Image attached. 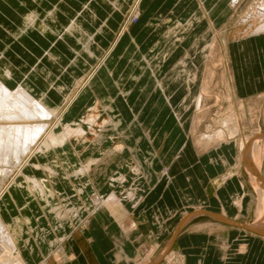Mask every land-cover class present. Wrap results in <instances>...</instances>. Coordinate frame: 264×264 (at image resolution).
<instances>
[{"label":"crops","instance_id":"obj_1","mask_svg":"<svg viewBox=\"0 0 264 264\" xmlns=\"http://www.w3.org/2000/svg\"><path fill=\"white\" fill-rule=\"evenodd\" d=\"M83 5L84 0H0V71H10L11 77L9 79L11 83L13 81L12 76L21 77L22 82L29 83L37 94L47 96L51 103L58 104L62 102V104H66V99L68 100V97L70 98L75 91L82 87L88 75L99 65L101 61L99 59H102L107 52H111L112 54L110 53L108 60L106 59L102 64L104 66L102 74L105 70L107 74L113 71L110 67L116 63L114 72L120 74L118 75L122 80L121 87L129 92L125 99L121 96L118 85L115 84L114 76L110 77L105 74L104 77H98L101 74L99 72L87 85L89 88L86 92L87 95L77 99L76 105H72L71 113L65 116L67 120L77 118L87 106L103 103L111 104L122 121L121 127L114 131V134L112 131H105L103 134L107 137L100 143H93L94 136L87 133L90 139L83 142L84 146L88 143L83 152L89 153V156L84 159L83 163L85 164L91 158L98 159L97 162L87 166L93 172L90 176H86L85 171L81 174L80 172L76 173V168L79 170L80 167L75 161L70 162V160H62V158L59 160L64 167L63 170L61 168L59 174V183L68 184L70 179L76 184L79 183L82 187L83 184H86L83 191L77 194L80 195L78 199L83 204V217L89 215L90 218L92 217L89 227L82 229L86 243L85 252L79 248L75 240H72L76 253L73 264H259L256 254L249 255L247 253V255L245 253L247 247L248 251L252 253L256 248H259V243H262V246L264 245V187L248 173L244 164L246 159L244 158L243 149L249 145L251 146L255 140L252 141L251 139L250 142L246 143L248 146L246 144L242 148L238 146L243 151L241 154L242 160L237 161L235 166L236 172L240 170L246 175L247 182L250 185L249 196L259 205L256 208L253 221L245 222L237 218H231L228 216L225 207H221L219 210L198 208L184 212L177 217L173 214L169 218L170 213L168 210L176 211L175 208L179 206L178 179L180 175H183H181L182 181L190 187L195 182L194 175L197 162L199 164L197 169L203 173V176L204 174L208 176L211 166H214L212 148L225 142L214 144L209 148L203 145L204 150L201 153L199 149L201 146L197 147L189 143L185 145L183 143L184 146L179 144V139L183 133L179 124H177L175 114L172 110H169L168 104H174L173 93L170 98L165 99L164 93L161 91V84L163 83L165 86L161 78L162 71L157 68L156 63V65L151 64L153 60L149 58L150 54L147 51H138V60L135 57H130L132 51L135 52L134 48H131L132 44H137L131 33L123 30L115 35L113 33L114 27L108 23V19L97 21V12L91 9L92 2L86 4L88 8L90 7V10L85 12L87 15L82 12ZM114 5L117 6L118 2ZM145 6L162 7V9L171 8L173 16L176 12L179 13V15L170 16V18L161 16L162 20L160 22L162 24L168 21L172 23L183 21L191 14L196 18L197 14L195 12L199 11L198 9L207 8L206 11L200 10L203 17L201 13V16L197 17L200 20L198 25H203L204 22L210 25L215 23L214 19L217 17L216 15L212 16L215 9L226 7L227 0H143L140 7ZM187 8L197 10L187 11L188 13L185 10L180 11V9ZM210 9H214V11ZM160 13L163 15V12ZM31 16L36 17V20L29 26L27 23L28 18ZM168 18L169 20H167ZM84 19H90V22L87 20L86 23ZM72 20H76L79 24L77 26L80 28L72 33L63 32L60 34ZM196 28L198 27L188 30L184 38L196 39L197 36L194 33ZM106 29L107 36L112 42L98 57L92 50L93 44L98 39L99 34L104 33ZM59 34L62 39H60ZM206 35L204 34L202 38L204 39ZM249 37L250 44L248 48L251 50V60L247 70L252 71V76L237 78L235 72H232V85L234 94H238L240 97L252 95L247 99L250 102L256 101L259 103L257 97H262L258 104L261 105L264 101V97L259 96V89L264 88V28H260L256 32L254 30ZM67 40L75 50L71 47L72 51L67 49ZM87 40L90 43L85 48L84 41ZM242 47H244L243 44ZM131 49L132 51L129 53ZM82 52H85L92 59L96 57L95 63L89 68L86 76H81L69 82L67 79V70L69 69L67 56L76 54V56L81 57ZM50 56L55 57L58 63L51 64ZM71 59H74V57ZM126 59L128 62L133 60L138 62L140 68L137 79L131 76V73L134 72L118 71V65L124 64ZM74 65L76 66V64ZM70 66H73V64H70ZM85 66L87 67V65ZM188 81H186L187 85H190ZM55 86L62 87V89L58 90ZM55 89L57 92L54 91ZM244 89H250V91H246V93ZM104 94L106 98H104ZM64 98L65 100H63ZM191 100L192 96L188 92L186 96L182 97L181 105L187 108L186 103H190ZM126 109L127 111H125ZM130 119L133 122H127L128 126H125L126 121ZM135 121H138L139 126H135ZM144 129H148L146 132L153 138L151 142L146 138ZM109 133H112V135L118 134L121 141L131 151L126 148L125 153H118L112 160L101 162L100 160L105 157V153L115 144H109ZM260 134L264 135L262 132ZM130 137L138 138L130 143ZM69 143L67 142L59 148L60 151H63V148L65 149V158L72 151ZM76 143L82 144L80 141H76ZM261 144L263 145L259 149L255 148V142L253 143L247 155V163L264 179L262 172L264 143ZM220 147L215 150L217 151ZM152 151L158 154H150L149 152ZM131 152L136 155L142 170L137 177H134L129 168L126 167V164L131 162ZM185 152L188 155L186 165L183 167L181 153L184 154ZM100 156L101 158H99ZM219 157L222 158L221 168L223 167V172L230 155L220 156L219 154ZM162 158H165L167 163L169 162L168 168L170 169L171 178L166 182L162 181L157 173L154 174L156 168L163 164ZM69 163L74 165H69ZM118 173L123 176L122 182L115 180L107 183L110 180L108 175H117ZM220 173L216 170L212 172L210 177L206 178L207 182L217 184L216 189H218L221 199L225 201L224 203L232 199L235 192H239L238 190L243 191L240 196L241 203H239L241 209L242 199L245 196L243 183L239 181V186H237V181L234 178L228 179L233 176L234 172H228L222 174V176ZM219 179L223 180L219 182ZM253 182L258 183L255 190L253 189ZM95 184L97 186L101 184L109 185L96 187ZM132 184H135L136 188L128 196L127 193ZM234 185L236 188H233ZM234 189H236L235 192ZM111 194L119 202L116 205H111L113 206L112 210H94L91 201L95 197L106 200ZM174 204L176 206L172 209ZM86 205L89 206L90 210L86 209ZM260 209H263V211ZM210 213L218 214L237 223L253 226L258 232L217 221L209 215ZM174 217H176V220L171 221ZM126 220L130 221V225L122 228L120 224ZM232 230H238L241 233ZM242 232L249 234V237H251L244 241V245H242V239H239ZM254 237L261 240L253 239ZM242 247L246 249L244 252L241 251Z\"/></svg>","mask_w":264,"mask_h":264},{"label":"rangeland","instance_id":"obj_2","mask_svg":"<svg viewBox=\"0 0 264 264\" xmlns=\"http://www.w3.org/2000/svg\"><path fill=\"white\" fill-rule=\"evenodd\" d=\"M89 2H92L93 4V6H91V9L98 12V22H100L101 20L108 19V23H110V25L114 27L112 28L114 30L113 33H115V35L124 30L125 32L131 33V35L136 39L137 44L132 42L134 44H132L131 47L134 48L135 52L132 51V49L129 50V53L132 51L130 57H135V59L138 60V51H147V53L150 54L149 58L153 60L151 64H157V68L162 71L161 78L168 89L162 83L160 86L161 91L164 93L165 99L170 98L173 93L174 104H168V106L170 107L169 110H172L175 114V118L178 119H176L177 124H179L183 133V135L179 139V144L183 145L184 143L185 145L189 143L190 145H196L197 147H200L198 143L199 141L203 140L202 137H204L205 135H210L209 133H221V136H223V139L225 140L222 142L225 143L219 145L221 147L217 151L215 149H217V147L219 146H215L212 148V152H214L212 158V160L214 161V166H211L209 170L210 173H208V176L210 177V174L215 170L216 172L220 171V175L226 174L228 172H234L232 174L233 176L229 177L228 179L234 178L235 181H237V186H239V181L243 183L245 196L242 199V206L240 209V196L243 194V191L238 190L239 192L236 193V189H234L235 194L233 195L232 199H229L228 201H226V203H224L225 201L221 199V195L219 194L218 189H216L217 184L207 182L206 178H208V176H206L205 174L203 176V173L197 169V166L199 164H197L196 162L194 175L195 182L190 187L182 181L183 175H180L178 179V195L180 198L178 202L179 206L175 208L176 211L169 209L168 211L170 214L168 217L171 218L173 214H175L177 217L178 215L180 216L184 212H188L190 210L198 208L219 210L221 209V207H225L229 217L237 218L245 222L253 221L255 217L256 208L259 205L254 199L249 196L248 190H250V185L247 182L246 175L240 170L236 172L235 166L237 161L242 160L241 154L244 151V149L243 151L239 149V141H245V139L249 137L248 139H252V141L255 140V148L260 149L262 147L261 145H263L261 143H263L264 140L262 139V137H260V132L264 133V101L261 105H258L262 97H257L259 101V103H257L256 101L250 102L249 100H247L252 95L240 97L238 94H234V89L232 85V72H235L237 78H242L244 76H252V71L247 70L249 69L248 65L250 64L251 60V50L248 48L250 42L248 38H250L249 36H251L254 30L256 32L260 28L264 27V21H262V16L260 15L264 14V0H227L226 7L215 9V12L212 14V16L216 15L217 17L215 16V23H211L210 25L205 22L203 25H198L200 20H198L197 17H200L201 15L203 17V14L200 10L206 11L207 8L198 9L199 11L195 12L197 14L196 18H194V15L191 14L190 17L183 21L180 20L174 23L168 21L167 23L162 24L160 22L162 20L161 16L169 18L170 16H173V11L171 8L162 9V7L156 6L139 7L136 10V13H134V15L132 16V18L128 20L136 4V0H84V5L82 8V12L84 14L87 10H90V7L88 8L86 5ZM114 2H118V5H114ZM181 10H185V12L188 13L197 9L187 8L180 9V11ZM210 10L214 11V9ZM160 12H163V15H161ZM177 15H179L178 12H176L175 16ZM169 18L167 20H169ZM87 20L88 22H90V19H84V22L87 23ZM194 27H198L194 30V33L197 36L196 39L192 40L184 38L186 32L188 30H192ZM206 33L208 34L206 35ZM204 34L206 35V37L203 39L202 36ZM107 35L108 34L106 29V31L104 30V33L99 34L98 39L93 44L95 46H93L92 50H95L94 52L98 57L101 56V54L104 52V49H106L107 46H109V43L112 42ZM242 44L244 45V47H242ZM82 53V56L79 58L80 61L83 62V66L78 65V63L76 66H70L71 58L73 57V55L69 54L67 56V64H69V69L67 70V79L69 82L74 81L75 79H78L81 76H86L89 68L95 63L96 57L92 59L91 57L87 56L85 52ZM172 54H174V56H172ZM100 60L101 58L99 59V61ZM136 60L128 62L126 59L124 61V64L118 65V71L125 70L126 73L134 72L136 75L134 73H131V76L137 79V74L139 72L140 67ZM115 64L116 63L111 65L110 68L113 69V71L108 73L109 75L105 70L106 73L104 72V74H102L101 72L98 77H104L105 74L110 77L114 76L115 84L119 85L118 87L121 96L129 95V92L121 87L122 80L120 79V74L114 72V70L116 69V66H114ZM85 65H87L86 68ZM231 68L235 71H231ZM89 75H91V73ZM194 76H196L195 80ZM88 78L86 79L84 84L87 82ZM185 80H189L191 82V85H187V82ZM175 85H177V87H175ZM244 90L245 92L250 91V89ZM259 90V96L262 95L264 97V88ZM123 91H126L127 93L123 94ZM188 92L190 93V96H192V100L190 103H186L187 108H183V106L181 105V100L182 97L186 96ZM76 93L77 92L75 91L74 94ZM200 93L203 94L202 98H200L201 103L197 104L198 98L200 97ZM104 98H106L105 94ZM61 105L62 106L60 107V109L63 108V106H65L66 104ZM96 106L97 110L94 109ZM69 113H71V111L68 112L66 115H68ZM88 114L90 116L95 117L94 121L91 123L88 120L85 121V117ZM106 117L109 118V113L107 112L105 104L102 103L87 106L83 113L77 118L70 120L64 118V121L68 122L71 128H84L85 136H83L87 139L84 141L72 137V141L69 143V147L72 150L70 151L71 155L68 154L67 158H65V149L63 148V151H60V149H58L54 154L56 160H61L62 158V160L68 159L70 160V162L75 161L78 167L85 171L86 176H90V174H92L93 172L89 170L90 167H87L83 163L84 159L89 156V153L83 152V149L86 148L88 143L84 146L83 142H86L88 139H90L88 138L87 133H90L94 136L92 142L96 144L100 143L103 139H105V137H107L103 134L105 131L109 130L112 131V133L116 131L110 126V123L108 124V122L104 120V118L107 120ZM53 121V119L50 120L49 124ZM131 121L132 119L126 121L125 126H128V123ZM135 126H139L138 121H135ZM235 127H237V131ZM56 130H61V125H59ZM144 130L146 132L148 129ZM222 130L225 132H223ZM112 133H109L108 135L109 144L122 143L121 137L118 134L112 135ZM136 138L130 137V143L133 142V140ZM76 141H80V143L82 142L83 145H79V143H76ZM252 146L253 143L251 146H248L249 148H245L248 149V154ZM112 147L105 153V157L100 160L101 162H108V160H112L114 156L118 155V152H111ZM199 149L200 153L204 150L203 144ZM149 153L154 154L153 151ZM219 154L220 156H225V154L230 155V158L225 166L226 169L224 167L225 171L223 172V167L221 168L222 158L219 157ZM181 155V163L182 166L185 167L188 153H181ZM26 156V152L22 153L21 159L23 160ZM99 158H101V156ZM132 158L133 157L131 156V162L128 163L129 165L126 164V167L129 168L130 172L134 175V177H137L138 175H140V173L135 172L133 171V169L130 168L134 163V160ZM52 160L53 156L47 159L45 157V159L43 160L42 158H40V161L45 164H51ZM91 160H95V162L98 161V159L96 158L89 159V161ZM162 160L163 164H160V167L158 166L156 168L154 174L157 173L162 179V181L166 182L167 180L169 181V179L171 178L170 169L168 168L169 162L167 163V160H165V158H162ZM71 164L74 165L73 163H69V165ZM17 166L18 164L12 166L11 171H9L4 176L2 184L3 186L8 184L10 178L16 172ZM262 172L264 174V160L262 161ZM59 174V172L57 173L54 171L52 174V178H55L54 180H57L58 187H61V189H65H62L61 193H64L66 198L63 197L59 200L62 205L61 208H64L65 210L72 209V211H70L74 213L76 222L78 221L77 223H75V225L80 226L81 220L85 219L83 217V204L80 203L81 200L78 199L80 195L77 194L78 192L75 189V186H78V188H80V184H76L70 179L68 181V184L63 182L59 183ZM121 175V173H118L117 175H108V178H110V180L107 181V183H111V181L113 182L115 180L117 182H122L123 176ZM120 176L122 178H120ZM44 177L46 178L45 175ZM101 185L97 186L95 184L94 186L101 187ZM108 185L109 184H103L102 186ZM252 185L253 189L255 190L257 183L253 182ZM135 188V184H132L130 189L128 190V196L129 193L134 191ZM233 188H236L235 185ZM204 200L207 201L204 202ZM175 206L176 205L174 204L172 206V209H174ZM86 209L89 210L88 205H86ZM99 210L100 209L98 208V211ZM34 213L37 214L38 211L35 210ZM49 215L51 214L49 213ZM40 216L41 215H37V217ZM176 217H174V220L172 219L171 221H175ZM44 219L45 222L48 224L49 222L46 220V218ZM50 223L51 227H49L46 231L47 233L45 242H40L38 245L35 243L36 249L37 247L41 248L44 256L47 253L46 251L49 246V242L55 241L57 240V237H60L63 240L62 244L64 245H62L64 248L62 246L59 248L60 256L65 258V255L68 254V252L72 251L76 255L74 251V242L72 241L73 237H69L70 233L64 234V231L56 232L55 230H53L54 226L60 225V222L58 220H53ZM232 231L241 233L238 230ZM248 238H251L249 237V234H245L242 232V236L239 238L242 239V245H244V241ZM253 239L260 238L254 237ZM258 247L259 248H256L255 251H252V253L248 251V247L247 250L245 249V247H242L241 251L244 252L246 250L245 253H248L249 255L256 254L259 259V264H264V245L262 246V243H259ZM41 255L42 254L37 257V259L35 260L36 262L33 264L40 263L43 258V256ZM47 257L48 256H45V259Z\"/></svg>","mask_w":264,"mask_h":264},{"label":"bare ground","instance_id":"obj_3","mask_svg":"<svg viewBox=\"0 0 264 264\" xmlns=\"http://www.w3.org/2000/svg\"><path fill=\"white\" fill-rule=\"evenodd\" d=\"M142 2L143 0H136V4L128 20H130L134 13H136V10L140 7ZM260 15L262 16V21H264V14ZM35 20L36 17L31 16L28 18L27 24L31 26L32 23L35 22ZM77 25L79 24H77L76 20H72L66 25L63 31H61L60 29V34L63 32L72 33L75 30H78V28L80 27H78ZM60 34L59 37L60 39H62V36ZM89 43L90 42L88 40L84 41L85 48L89 45ZM66 44V47L69 51H72L71 49L75 50V48H73V45L70 44L69 40L66 41ZM89 53H91V51H89ZM110 53L111 52H107V54L104 55L99 65L91 73V76H89L87 82L83 84L79 91H76V94L70 96V98L68 97V100L66 99V105L61 109L60 107L62 106V102L53 104L47 96H44V94H37L35 90L32 89L33 87L29 85V83L22 82L21 77L17 78L12 76L13 81L11 80V83L9 79L11 77L10 71H0V264L35 263V260L40 256V254H42L41 256H43L42 249L39 247H37L36 249L35 245H38L40 242H45L47 233L46 231L49 227H51L50 222H52L53 220H58L60 222V225L54 226L53 230H55L56 232L64 231V234L70 233L69 237H73V240L76 241L79 248H81L83 252H85L86 243L84 240L82 229L85 227H89L92 217L90 218V215L88 217H84L85 219L81 220L80 226H76L75 223H77L78 221L76 222L74 213L71 212L72 209L65 210L64 208H61L62 205L59 200L60 198L66 197L64 193H61L62 189L61 187L57 186V180H54L55 178H52V174L54 171L57 173H61V168L63 170L64 167L62 166L61 162L59 164V160H56L54 154L68 141L71 142L72 137L84 141L87 139L86 137H84V128H71L70 124L64 121V118L66 114L71 111L72 105L76 104V100L86 95L87 90H89L87 85L94 76L98 75L99 72H102L104 68L102 64L110 56ZM73 57L74 59H71V64H73V66L74 64L77 65V63L81 66L84 65L83 62L80 61L79 56H76L75 54ZM49 59L51 60V64L54 62L58 63L55 57L50 56ZM195 79L196 78L194 76V80ZM188 82L191 83L190 81ZM55 87L56 89L58 88V90L62 89V87ZM56 89L54 90L55 92H57ZM126 93V91H123V94ZM202 95L203 94L200 93L197 104L201 103L200 98H202ZM127 96L128 95L122 97H125L126 99ZM63 100H65V98ZM105 107L107 109V112L109 113V118L106 117L107 120L105 118L104 120L108 122V124L110 123V126L113 129H119L122 125L119 114L116 113L111 104H105ZM94 109L97 110V106ZM125 111H127V109ZM94 118V116H90L88 114L85 117V121L88 120L91 123L94 121ZM52 119L54 121L49 124L50 120ZM59 125H61V130L57 131L56 128ZM236 128L237 127H235V129ZM145 133L146 138L151 142L153 138L149 136L148 132ZM209 134L210 135L208 136L204 134L205 136L202 137L203 140L199 141V143L197 142L199 146L203 144L204 146H208L209 148V146L220 144L223 143L222 141H225L223 139V136H221V133L219 132ZM248 138L245 139V141H239L238 146L242 148L244 144L250 142L251 139ZM129 145L131 146V144ZM126 148L131 151L130 148L128 146L126 147L123 142L116 143L112 147L111 152H118L122 154L125 153L124 151ZM24 152L27 153V156L22 160L21 156ZM131 154L134 163L130 168L135 172H142L139 165V160L137 159L136 155H133V152H131ZM157 154V152H154L153 155ZM51 156H53L51 164H45L40 161V158H42L43 160L45 159V157L47 159ZM93 162H95V160L88 161L85 164L86 166H90ZM15 164H18L16 172L10 178L8 184L3 186L2 184L4 176L9 171H11V167ZM66 168L68 169V167ZM83 171V169L78 170L76 168V173L80 172L81 174ZM62 173L64 172L62 171ZM44 175L46 176V178L44 177ZM121 176L120 178H122ZM221 180L223 179H219V182ZM83 185L84 186H80V188H78V186H75V189L78 193L83 191L86 184ZM92 203L94 210L98 211V208L100 210H112L113 206L111 205H116V203L119 202L116 200L113 194H111V196L106 200H101L100 197H95ZM88 209L90 210L89 206ZM35 210L38 211L37 214L34 213ZM261 211H263V209ZM49 213L51 215H49ZM37 215L41 216L37 217ZM44 218H46V220L49 222V225L45 222ZM120 225L122 226V228L125 226L127 227V225H130V221L126 220ZM56 239L57 240L55 241L49 242V246L46 251L47 253L43 256L39 264H68V262L73 264L75 262L76 257L72 250H70L72 252H68V254H66L67 256L65 255V258L60 256L59 248L63 245V240L60 237H57ZM45 256L48 257L45 259Z\"/></svg>","mask_w":264,"mask_h":264},{"label":"water","instance_id":"obj_4","mask_svg":"<svg viewBox=\"0 0 264 264\" xmlns=\"http://www.w3.org/2000/svg\"><path fill=\"white\" fill-rule=\"evenodd\" d=\"M261 137L264 139V135H261ZM247 155H248L247 149H244V158L246 159L245 160L246 162L244 164H245L246 170L248 171V173H250V175L260 185H262L264 187V179L260 176V174L254 168H252V166H250V164L247 163ZM209 215L212 218H214L215 220H217V221L224 222V223H228V224H231V225H236V226L245 228V229L250 230V231L258 232V230L256 228H254L253 226L245 225V224H242V223H237V222L231 221V220L226 219V218H224V217H222V216H220L218 214H212V213H210ZM178 229H177V231H178ZM159 259H160V257H159Z\"/></svg>","mask_w":264,"mask_h":264}]
</instances>
